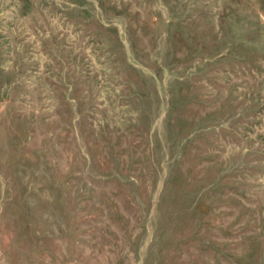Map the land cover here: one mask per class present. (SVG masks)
<instances>
[{
    "label": "rangeland",
    "instance_id": "1",
    "mask_svg": "<svg viewBox=\"0 0 264 264\" xmlns=\"http://www.w3.org/2000/svg\"><path fill=\"white\" fill-rule=\"evenodd\" d=\"M0 264H264V0H0Z\"/></svg>",
    "mask_w": 264,
    "mask_h": 264
}]
</instances>
